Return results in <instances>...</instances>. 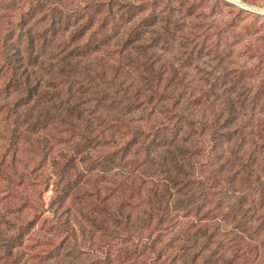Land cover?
Returning a JSON list of instances; mask_svg holds the SVG:
<instances>
[{"label":"trees","instance_id":"trees-1","mask_svg":"<svg viewBox=\"0 0 264 264\" xmlns=\"http://www.w3.org/2000/svg\"><path fill=\"white\" fill-rule=\"evenodd\" d=\"M229 9L0 0V264L248 263L264 97Z\"/></svg>","mask_w":264,"mask_h":264},{"label":"rangeland","instance_id":"rangeland-1","mask_svg":"<svg viewBox=\"0 0 264 264\" xmlns=\"http://www.w3.org/2000/svg\"><path fill=\"white\" fill-rule=\"evenodd\" d=\"M224 1L231 5V9L228 11L231 13L229 14L232 16L242 15L240 19L236 20L237 33L242 32L244 35L243 41L239 40V44L236 45L234 50V68L239 66L240 61H245L246 81L250 88L249 97L250 102H252L258 90L264 97V0ZM236 42L237 40L234 41V43ZM241 47L246 52L244 58H240ZM254 123L264 124V111L260 116H254ZM260 205L262 209L253 208L251 202L246 205L248 212L245 232L248 239L239 245V249L249 254L250 260L246 264H264V199L262 204H257V207ZM233 224L236 227L238 226V222ZM236 236L235 233L233 237ZM233 244H237L236 241Z\"/></svg>","mask_w":264,"mask_h":264}]
</instances>
